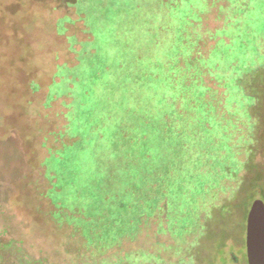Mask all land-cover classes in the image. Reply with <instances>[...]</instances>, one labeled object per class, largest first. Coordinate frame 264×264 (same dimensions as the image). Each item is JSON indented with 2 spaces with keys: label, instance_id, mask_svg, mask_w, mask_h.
<instances>
[{
  "label": "rangeland",
  "instance_id": "obj_1",
  "mask_svg": "<svg viewBox=\"0 0 264 264\" xmlns=\"http://www.w3.org/2000/svg\"><path fill=\"white\" fill-rule=\"evenodd\" d=\"M257 201L264 0H0V264H248Z\"/></svg>",
  "mask_w": 264,
  "mask_h": 264
},
{
  "label": "water",
  "instance_id": "obj_2",
  "mask_svg": "<svg viewBox=\"0 0 264 264\" xmlns=\"http://www.w3.org/2000/svg\"><path fill=\"white\" fill-rule=\"evenodd\" d=\"M248 264H264V204H253L247 223Z\"/></svg>",
  "mask_w": 264,
  "mask_h": 264
},
{
  "label": "trees",
  "instance_id": "obj_3",
  "mask_svg": "<svg viewBox=\"0 0 264 264\" xmlns=\"http://www.w3.org/2000/svg\"><path fill=\"white\" fill-rule=\"evenodd\" d=\"M173 205L175 207H180L179 203L177 204V203L173 202ZM181 208H183V207H181ZM175 218H176V216H175ZM225 248H226V245L224 243H222V241H221V243L219 245V251L217 252V257L220 256L219 260H221V261L224 260V262L226 264H232L230 259H229V256L227 255V252L225 251Z\"/></svg>",
  "mask_w": 264,
  "mask_h": 264
}]
</instances>
